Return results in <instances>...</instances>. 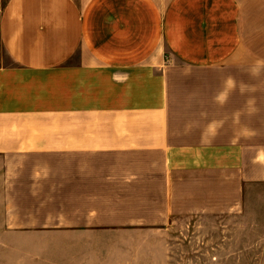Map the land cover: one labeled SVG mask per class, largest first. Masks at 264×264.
Wrapping results in <instances>:
<instances>
[{
  "label": "crops",
  "instance_id": "0c3cea01",
  "mask_svg": "<svg viewBox=\"0 0 264 264\" xmlns=\"http://www.w3.org/2000/svg\"><path fill=\"white\" fill-rule=\"evenodd\" d=\"M260 58L264 0H0V244L145 264L176 223L264 208ZM229 76L250 91L219 104Z\"/></svg>",
  "mask_w": 264,
  "mask_h": 264
},
{
  "label": "rangeland",
  "instance_id": "374dc122",
  "mask_svg": "<svg viewBox=\"0 0 264 264\" xmlns=\"http://www.w3.org/2000/svg\"><path fill=\"white\" fill-rule=\"evenodd\" d=\"M158 238L166 244L145 264H264V208L251 205L240 215L185 220ZM25 248L0 244V264H50L33 259Z\"/></svg>",
  "mask_w": 264,
  "mask_h": 264
},
{
  "label": "clouds",
  "instance_id": "9594fccd",
  "mask_svg": "<svg viewBox=\"0 0 264 264\" xmlns=\"http://www.w3.org/2000/svg\"><path fill=\"white\" fill-rule=\"evenodd\" d=\"M249 73L256 77L260 74L264 73V58L257 59L255 63L248 69ZM237 87H239V90L241 93H245L247 91H250L244 84L237 85V82L235 79L231 76L226 77L221 84V88L218 90L216 95L214 96V100L219 104H224L227 102L228 96L230 95L231 91L235 90ZM249 109L250 114L254 113L256 111L253 101L250 99L249 102ZM209 131L213 130V126L209 125Z\"/></svg>",
  "mask_w": 264,
  "mask_h": 264
}]
</instances>
